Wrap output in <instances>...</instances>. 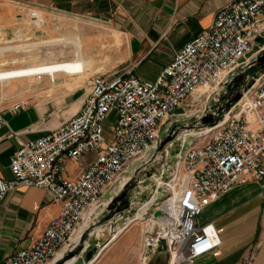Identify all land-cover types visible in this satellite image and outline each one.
<instances>
[{
	"label": "built area",
	"instance_id": "built-area-1",
	"mask_svg": "<svg viewBox=\"0 0 264 264\" xmlns=\"http://www.w3.org/2000/svg\"><path fill=\"white\" fill-rule=\"evenodd\" d=\"M8 1L19 12L27 8ZM32 9L34 23H42ZM262 58L264 0H236L217 11L212 24L175 52L153 81L131 70L92 75L80 108L45 135L21 143L10 158L11 178H0V205L9 191L37 187L60 206L40 236L1 264H51L61 252L77 249L74 238L89 211L131 169L129 182L106 208L114 209L110 223L116 225L121 213L129 215L139 205L121 211L124 190H141V176L155 185L159 199L143 222V256L164 243L168 264H183L216 249L218 233L212 223H197L200 212L235 186L264 185V72L243 79ZM26 105L0 108V130L8 127L3 111L17 113ZM110 115L115 124L106 143L103 125ZM192 120L200 125L193 130L202 132L185 143ZM182 127L188 132L178 133ZM17 135L8 129L6 138ZM89 153L94 159L69 177L67 164Z\"/></svg>",
	"mask_w": 264,
	"mask_h": 264
},
{
	"label": "crops",
	"instance_id": "crops-1",
	"mask_svg": "<svg viewBox=\"0 0 264 264\" xmlns=\"http://www.w3.org/2000/svg\"><path fill=\"white\" fill-rule=\"evenodd\" d=\"M16 1L39 3L45 9H72L106 19L111 29L112 46L101 43L100 36L93 40L96 56L105 55V60L108 59L109 62L103 74L115 71L126 73L131 70L141 79L153 81L169 64L175 52L212 24L217 11L236 0ZM15 6L2 5L0 8L2 39L11 36L16 28L13 19ZM72 41L77 47L74 60L12 70L9 71V76L36 74L40 77L50 72L85 74L84 69L88 64L78 48L77 40ZM3 74L0 73V76ZM51 79L54 83L53 77ZM88 79L85 96L88 92ZM66 86L72 87L70 84ZM44 107L42 104L31 103L17 113L3 111L8 127L0 130V178H11L10 158L21 143L43 136L53 129L49 128L47 122L49 110ZM8 129L18 135L7 139ZM94 157V153H89L80 163H68L66 174L75 177ZM75 166L80 168L79 172ZM59 208V205L50 202L47 191L37 187H20L6 193L0 205V264L40 236L57 216ZM135 223L112 235L115 231L113 229L109 242L107 235L103 237L104 240L98 239L96 245L92 240L91 248L96 246L98 251L100 245L106 244L90 264H168V252L163 245L148 256L142 255V226ZM197 223H212L218 233L220 245L210 253L183 264H264V185L248 181L233 187L205 207L197 217ZM88 246L81 251L82 254H85ZM81 260L77 264H85L82 257Z\"/></svg>",
	"mask_w": 264,
	"mask_h": 264
},
{
	"label": "rangeland",
	"instance_id": "rangeland-1",
	"mask_svg": "<svg viewBox=\"0 0 264 264\" xmlns=\"http://www.w3.org/2000/svg\"><path fill=\"white\" fill-rule=\"evenodd\" d=\"M23 3H26L27 8H25L23 12H19L17 5L15 6L14 3H10L8 0H0V8L2 5H14L16 9L15 15L13 16L16 28L13 34L3 39L0 37V73H4L0 76V108L3 109L7 105L18 101H25L28 105L31 103L42 104L45 106L44 108L46 110H49L50 117L47 120L49 128H55L62 121L72 116L75 110L78 109L80 102L85 96L88 77L106 71L105 67L109 63L108 59L105 60V55L96 56V50L93 49L96 45L93 40L96 36H100L102 40L101 43L112 46V41L110 39L111 29L106 19L100 18L94 14L79 13L72 9H45L39 3H29L27 1ZM31 4H37L42 8L32 6ZM32 8H37L40 12V16L43 19L42 23H34L30 13H28L29 9L34 11ZM73 39H76L79 43L78 48L88 64L84 69L86 72L85 74L65 75L59 72H50L40 77L36 74L26 76L16 74L9 76V71L12 70L74 60L76 58L77 47L74 41H72ZM256 49L257 47L251 51L252 55ZM109 54L110 53H107L108 56H110ZM262 72H264V58H262V61H258L256 65L252 66L246 72L243 79L245 80L246 78L250 80L252 76L261 74ZM50 75L53 77L54 83H52ZM248 83L252 85L253 81H248ZM67 84H70L72 87L68 88L66 86ZM53 85L56 86L52 87ZM114 118V115H110L103 125L106 143L111 139L112 128L115 124ZM185 127L178 130V133H184L188 132L185 130L199 128L200 125L195 124L194 120H192L188 122L189 128L185 129ZM200 133L201 132H199V134ZM170 164L171 162H168L164 167H162L163 164L159 165V167H162V169L164 168L166 173V171L169 170ZM75 168H77V172H79L80 168L76 166ZM66 169H68V167H66ZM131 177L132 174L128 175L118 187H114L113 190L108 192L101 200L100 205L94 209V212L91 214L92 216L90 215L86 219L83 228L87 226L88 221L92 220V223L88 227L89 229L98 232L102 228L107 234L104 233L102 236L94 238L91 230L86 231L83 235L82 247H77L79 252L76 254L77 260L74 264L82 261L81 257L83 258L84 254L80 251H82L85 242H89L88 249H90L92 240H94V245H96L98 244V239L106 235L109 236L108 234H111L113 229L115 230L113 227H106L112 222V217L116 219L113 212L114 209L106 207L121 189H123ZM140 180L143 181L141 190H133V188H130L128 191L124 190L123 193L126 191V194H122L123 200L120 209L123 210L121 211L133 207V204L135 205L136 203H139V206H141L153 197L155 185L148 181L147 176H141ZM154 201L155 198L146 204L144 210L136 216V218H138L135 219V224L140 227L142 226V231L144 227V221L142 220H147L152 214V210L155 208L154 205L157 203ZM149 205L150 208L147 209ZM137 207L138 206L134 207V210H136ZM132 213L134 214L135 211H132ZM132 213L130 212L129 215L127 212L121 213L117 218L127 215L130 216ZM94 215L95 218L93 220L92 217ZM79 256L80 258H78Z\"/></svg>",
	"mask_w": 264,
	"mask_h": 264
},
{
	"label": "bare ground",
	"instance_id": "bare-ground-1",
	"mask_svg": "<svg viewBox=\"0 0 264 264\" xmlns=\"http://www.w3.org/2000/svg\"><path fill=\"white\" fill-rule=\"evenodd\" d=\"M199 132H202V131H200L199 129H194V130H190L189 131V133H188V135L185 137V139H184V141H185V143H187L190 139H192L193 137H195V136H197L198 134H199ZM188 137V138H187ZM130 174H133V169H131V170H129L128 171V173H126V174H124V175H122L121 177H120V179H119V181L117 182V184L115 185V187H118L120 184H121V182L123 181V179H125V177H127L128 175H130ZM129 182V181H128ZM127 184V183H126ZM158 191H155V195L150 199V200H147L145 203H143L141 206H139L138 205V207H137V209H136V211H135V213L133 214V215H130V216H125V217H121V218H119L118 219V223L116 224V225H114V224H108L106 227H113V228H115V231L112 233V235L113 234H116V233H118L125 225H127L131 220H132V218H134V220L135 219H137L136 218V216H138L143 210H144V208H145V206H146V204H148L149 202H151L154 198H155V200H158L159 198H158ZM138 194V193H137ZM134 195V194H133ZM141 196V195H140ZM104 198V197H103ZM102 198V199H103ZM123 199V198H122ZM101 202V201H100ZM100 202H99V204L98 205H96L95 207H93L90 211H89V216L94 212V209L96 208V207H98L99 205H100ZM155 202V201H154ZM129 206V205H128ZM150 208V205L148 206V208L147 209H149ZM146 209V210H147ZM97 214V213H96ZM88 216V217H89ZM92 216V215H91ZM94 218H95V215L92 217V219L94 220ZM110 219V218H109ZM86 221V220H85ZM85 221H84V223H85ZM107 221V220H106ZM142 221H144V220H142ZM84 223L81 225V227H80V229H79V231H78V233H77V235L75 236V238H74V241L76 242V245L77 246H81L82 247V241H83V235L85 234V232L86 231H90L91 229H89L88 227L90 226V224L92 223V220L91 221H88L87 222V226L86 227H84L83 228V225H84ZM112 225V226H111ZM107 228V229H108ZM92 232H93V236H94V238H98V237H100V236H102L104 233L105 234H107V232H105V230L104 229H100L98 232H95V231H93V230H91ZM111 232V231H110ZM108 235H110V234H108ZM109 237V236H108ZM109 240H110V237H109ZM102 242V241H101ZM108 242V241H107ZM89 244V242H85V245L83 246V249L87 246ZM106 244V243H105ZM105 244H102V245H100V249H99V251H98V253H96V256H95V258L90 262V263H92L95 259H96V257L100 254V252L102 251V249H103V247H104V245ZM82 249V250H83ZM81 252V251H80ZM80 257V256H79ZM77 260V257L75 256L74 258H70V259H66V255L63 253V252H61L57 257H56V259H55V261L54 262H52L51 264H74L75 263V261ZM89 263V264H90Z\"/></svg>",
	"mask_w": 264,
	"mask_h": 264
},
{
	"label": "water",
	"instance_id": "water-1",
	"mask_svg": "<svg viewBox=\"0 0 264 264\" xmlns=\"http://www.w3.org/2000/svg\"><path fill=\"white\" fill-rule=\"evenodd\" d=\"M257 41L260 42L261 39H257ZM238 98H239V96H236L235 100H237ZM185 148H186V146L182 149V151H184ZM127 191H128V189H127ZM124 194H126V191H125V193H123V195ZM122 196H121V199H122ZM158 215H159V212H156L155 216H158ZM162 245L165 247L164 243ZM78 248H80V247H78ZM99 248H100V246H99ZM78 252H79V249H75V250L71 251L68 255H66V259L74 258ZM96 253H98V247H96V246H93L92 248L87 249L85 254H84V257L82 258L83 262L85 264H89L95 258Z\"/></svg>",
	"mask_w": 264,
	"mask_h": 264
}]
</instances>
